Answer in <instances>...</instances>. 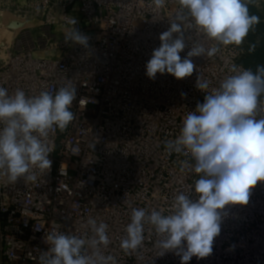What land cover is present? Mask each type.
Listing matches in <instances>:
<instances>
[{
  "label": "built area",
  "instance_id": "1",
  "mask_svg": "<svg viewBox=\"0 0 264 264\" xmlns=\"http://www.w3.org/2000/svg\"><path fill=\"white\" fill-rule=\"evenodd\" d=\"M3 13L32 25L0 40V86L28 96L69 86L76 98L70 109L75 119L47 138L51 170L33 168L34 182L0 175V264H40L42 254L51 255L46 236L53 230L90 240V218L108 225L110 243L100 251L114 258L111 264H181L174 252L158 256L148 224L139 248L125 251L120 241L132 208L167 214L174 196L193 188L194 161L166 151L164 142L179 135L184 117L203 102L197 76L210 81L211 91L233 64L246 68L243 52L220 46L212 57L192 58L197 71L190 77L157 73L150 79L146 64L171 23L183 29L182 59L194 46L216 43L190 18L177 19L179 0H166L161 9L152 0H0ZM182 14L187 17L186 10ZM59 25L87 36V46L66 40L55 30ZM262 110L259 97L257 118ZM92 251L86 243L82 254ZM188 264H264V182L251 190L247 205L226 206L212 254Z\"/></svg>",
  "mask_w": 264,
  "mask_h": 264
},
{
  "label": "clouds",
  "instance_id": "2",
  "mask_svg": "<svg viewBox=\"0 0 264 264\" xmlns=\"http://www.w3.org/2000/svg\"><path fill=\"white\" fill-rule=\"evenodd\" d=\"M152 3L161 9L166 0ZM179 5L177 19L190 18L199 32L216 43L208 48L194 46L182 59L180 53L186 47L183 29L180 23H171L160 34V46L146 64L150 79L157 73L178 80L192 76L197 71L193 57H212L220 46L241 45L259 23L244 0H179ZM185 10L187 17L182 14ZM70 23L74 25L75 19ZM65 39L88 44V37L74 27L65 33ZM229 72L211 91L210 81L197 76L196 87L206 93L204 100L184 117L179 135L164 142L166 151L194 161L190 168L198 178L193 188L175 195L167 214L164 209L132 208L121 249L139 248L148 224L157 236L158 256L174 252L181 264L193 257L206 258L220 235L226 206L247 205L251 190L264 182V115L257 118L258 100L264 94V65L253 71L233 64ZM75 98L76 89L69 86L54 94L41 91L34 96L20 88L10 94L0 86V175H7L9 182L20 177L34 182L33 168L41 173L51 170L47 138L51 131H63L75 119L70 110ZM87 223L94 233L90 240L51 231L46 236L51 255L42 254L40 264H111L114 258L100 251L101 245L110 243L108 225L91 218ZM86 243L93 249L91 255L82 254Z\"/></svg>",
  "mask_w": 264,
  "mask_h": 264
},
{
  "label": "rangeland",
  "instance_id": "3",
  "mask_svg": "<svg viewBox=\"0 0 264 264\" xmlns=\"http://www.w3.org/2000/svg\"><path fill=\"white\" fill-rule=\"evenodd\" d=\"M244 2L249 8V13L259 17V23L249 31L244 42L239 45L238 48L243 52V64L247 68L255 71L258 65H264V0H244ZM74 15L78 17L76 13H74ZM3 20L4 25L0 28V40L4 42L10 41L12 36V31H7L8 26L13 27L15 33H17L16 29L18 27H22L23 29L24 26L32 25L23 22L19 25L20 22L16 23V19L8 13H3ZM55 30L60 34L65 33V31H63L64 25L55 27ZM36 32V30L31 31L33 38L36 37ZM261 98L264 100V94L261 95Z\"/></svg>",
  "mask_w": 264,
  "mask_h": 264
},
{
  "label": "crops",
  "instance_id": "4",
  "mask_svg": "<svg viewBox=\"0 0 264 264\" xmlns=\"http://www.w3.org/2000/svg\"><path fill=\"white\" fill-rule=\"evenodd\" d=\"M19 3H23L24 0H16ZM7 14V13H6ZM3 14H0V28L3 27L4 23H3ZM17 23V22H16ZM22 23H20L19 25H21ZM30 24V23H29ZM28 27H30V25L24 26L23 29H27ZM15 30L13 27L8 26L7 27V31H12ZM15 32V31H14ZM1 39V38H0ZM45 53H39L38 56H45Z\"/></svg>",
  "mask_w": 264,
  "mask_h": 264
},
{
  "label": "bare ground",
  "instance_id": "5",
  "mask_svg": "<svg viewBox=\"0 0 264 264\" xmlns=\"http://www.w3.org/2000/svg\"><path fill=\"white\" fill-rule=\"evenodd\" d=\"M21 29H22V27H18V28L16 29V32L18 33L19 31H21ZM2 42H4V41H2Z\"/></svg>",
  "mask_w": 264,
  "mask_h": 264
},
{
  "label": "trees",
  "instance_id": "6",
  "mask_svg": "<svg viewBox=\"0 0 264 264\" xmlns=\"http://www.w3.org/2000/svg\"><path fill=\"white\" fill-rule=\"evenodd\" d=\"M242 64H243V61H242ZM243 66L246 67L244 64H243ZM246 68H247V67H246ZM260 98H261V96H260ZM261 99H262V98H261ZM262 100H263V99H262ZM263 101H264V100H263Z\"/></svg>",
  "mask_w": 264,
  "mask_h": 264
}]
</instances>
